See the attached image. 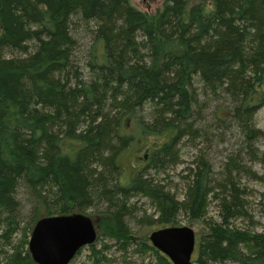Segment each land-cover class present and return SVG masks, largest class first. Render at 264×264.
Masks as SVG:
<instances>
[{
    "label": "trees",
    "instance_id": "obj_1",
    "mask_svg": "<svg viewBox=\"0 0 264 264\" xmlns=\"http://www.w3.org/2000/svg\"><path fill=\"white\" fill-rule=\"evenodd\" d=\"M75 19L92 25L88 79L73 59ZM211 93L223 103L214 125L233 127L237 156L264 166V149L256 147L264 133L254 125L264 106V0H165L152 16L131 0H0V245L12 246L6 264H36L28 244L45 216L83 213L93 220L95 241H130L126 202L136 193L154 202L159 228L180 215L202 222L194 232L196 263L264 264V232L233 225L247 215L241 177L254 175L234 155L213 178L198 148L183 199L143 176V169L176 166L184 138L208 140L213 122H202ZM146 103L153 105L148 123L137 117ZM129 121L137 135L126 131ZM154 134L160 141L146 147L145 165L121 184L118 158ZM209 198L218 220L206 215ZM95 241L89 248L96 255Z\"/></svg>",
    "mask_w": 264,
    "mask_h": 264
},
{
    "label": "rangeland",
    "instance_id": "obj_2",
    "mask_svg": "<svg viewBox=\"0 0 264 264\" xmlns=\"http://www.w3.org/2000/svg\"><path fill=\"white\" fill-rule=\"evenodd\" d=\"M165 0H131V3L137 9L146 12L149 15H155L160 9ZM74 25L72 29L73 37L76 41L74 48V62L81 71L80 76L83 79H88V70L85 68V60L87 58V51L91 45V28L92 25L85 21L73 20ZM21 54L20 52H18ZM212 100L203 107V114L206 117L204 125L213 122L210 130L208 140L191 141L189 138H184L179 146V163L176 166L165 170L155 171L153 169H143L144 177H152L155 181L163 184L165 189L175 194L178 199H183L186 192V180L184 177L186 168L191 166L195 160L197 149L202 147L203 151L207 153L208 161L212 166V177H220L221 170L229 155H234L235 158L243 163L246 167L252 169L254 175L242 176L241 186L245 187L243 198L247 209V215L237 218L233 221L234 227L242 231L264 232V166L257 162L252 155L241 154L237 156L240 137L237 135L233 127L226 128L214 125L215 113L217 108L223 106L222 101L216 102L213 100V94L209 96ZM153 105L146 103L143 107L138 109L137 117L142 118L144 122H151L153 119ZM254 125L257 129L264 133V106L259 108L254 116ZM139 126L135 121H129L126 131L128 133L139 132ZM154 135H147L146 139H140L137 143L128 147L126 152H123L118 158L121 164V173L119 180L121 184H127L132 178L136 170L145 165V153L147 146H152L159 143L160 139H156ZM144 137V135H142ZM145 146H139L141 143ZM197 144V147L194 145ZM256 147L264 149L263 139L256 140ZM139 148V149H138ZM145 148V149H144ZM138 149V150H137ZM145 150V151H144ZM144 157V158H143ZM19 197V195H18ZM20 199H24L20 195ZM124 201V200H123ZM127 211L125 214V224L133 234L132 239L126 243L116 242L115 239L108 238L105 235H99L95 241V247L98 251L93 254L89 245L81 248L69 264H95L96 257H100L99 264H162L158 254L151 248L149 241V234L159 229V223L155 222L157 217V209L154 202L147 196L136 193L130 196L126 202ZM94 210L93 208H91ZM96 210V208H95ZM94 210V211H95ZM219 207L217 202L209 198L207 206V217L213 220L219 219ZM22 214L25 221H28L31 216V209L28 204H24ZM100 218V217H99ZM98 218V219H99ZM97 224V232L103 228L101 219L95 220ZM98 222V223H97ZM173 226H189L196 234H199L202 229V222L188 223L185 216H178V222ZM20 237L19 232L14 234L13 242L15 243ZM12 253V246L0 245V264H6L8 254ZM196 253V247L194 249ZM220 264H243L239 260L230 259L225 263Z\"/></svg>",
    "mask_w": 264,
    "mask_h": 264
},
{
    "label": "water",
    "instance_id": "obj_3",
    "mask_svg": "<svg viewBox=\"0 0 264 264\" xmlns=\"http://www.w3.org/2000/svg\"><path fill=\"white\" fill-rule=\"evenodd\" d=\"M95 239L96 228L91 217L75 213L40 218L28 245L36 264H69L82 247ZM149 240L172 264H198L192 260L195 233L189 226L155 229Z\"/></svg>",
    "mask_w": 264,
    "mask_h": 264
},
{
    "label": "bare ground",
    "instance_id": "obj_4",
    "mask_svg": "<svg viewBox=\"0 0 264 264\" xmlns=\"http://www.w3.org/2000/svg\"><path fill=\"white\" fill-rule=\"evenodd\" d=\"M86 61V60H85ZM193 260V259H192ZM194 261V260H193Z\"/></svg>",
    "mask_w": 264,
    "mask_h": 264
}]
</instances>
